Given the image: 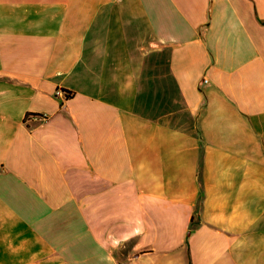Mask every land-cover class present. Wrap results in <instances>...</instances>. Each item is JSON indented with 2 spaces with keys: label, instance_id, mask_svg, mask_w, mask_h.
<instances>
[{
  "label": "crops",
  "instance_id": "0c3cea01",
  "mask_svg": "<svg viewBox=\"0 0 264 264\" xmlns=\"http://www.w3.org/2000/svg\"><path fill=\"white\" fill-rule=\"evenodd\" d=\"M0 264H264V0H0Z\"/></svg>",
  "mask_w": 264,
  "mask_h": 264
},
{
  "label": "built area",
  "instance_id": "2783aa9c",
  "mask_svg": "<svg viewBox=\"0 0 264 264\" xmlns=\"http://www.w3.org/2000/svg\"><path fill=\"white\" fill-rule=\"evenodd\" d=\"M63 93L61 91L58 92V95H62ZM68 95H65V97L67 98Z\"/></svg>",
  "mask_w": 264,
  "mask_h": 264
}]
</instances>
